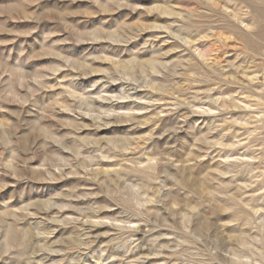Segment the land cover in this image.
I'll use <instances>...</instances> for the list:
<instances>
[{
  "label": "rangeland",
  "instance_id": "1",
  "mask_svg": "<svg viewBox=\"0 0 264 264\" xmlns=\"http://www.w3.org/2000/svg\"><path fill=\"white\" fill-rule=\"evenodd\" d=\"M0 264H264V0H0Z\"/></svg>",
  "mask_w": 264,
  "mask_h": 264
}]
</instances>
